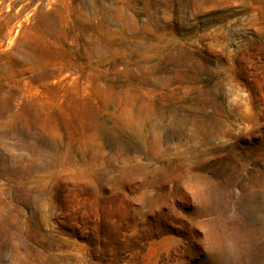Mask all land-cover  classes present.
Returning <instances> with one entry per match:
<instances>
[{
	"label": "rangeland",
	"instance_id": "rangeland-1",
	"mask_svg": "<svg viewBox=\"0 0 264 264\" xmlns=\"http://www.w3.org/2000/svg\"><path fill=\"white\" fill-rule=\"evenodd\" d=\"M0 264H264V0H0Z\"/></svg>",
	"mask_w": 264,
	"mask_h": 264
}]
</instances>
